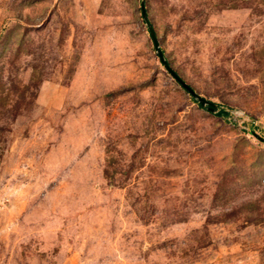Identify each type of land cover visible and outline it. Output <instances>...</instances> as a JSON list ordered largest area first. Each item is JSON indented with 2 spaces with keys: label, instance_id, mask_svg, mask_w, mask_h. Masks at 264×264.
<instances>
[{
  "label": "rangeland",
  "instance_id": "obj_1",
  "mask_svg": "<svg viewBox=\"0 0 264 264\" xmlns=\"http://www.w3.org/2000/svg\"><path fill=\"white\" fill-rule=\"evenodd\" d=\"M260 138L264 0H0V264H264Z\"/></svg>",
  "mask_w": 264,
  "mask_h": 264
},
{
  "label": "water",
  "instance_id": "obj_2",
  "mask_svg": "<svg viewBox=\"0 0 264 264\" xmlns=\"http://www.w3.org/2000/svg\"><path fill=\"white\" fill-rule=\"evenodd\" d=\"M140 9H141V14H142V17H143V20L145 22V25L147 27V30L149 32V35L151 37V40L153 42V46H154V49H155V52L157 53V56L161 62V64L163 65V67L165 68V70L175 79V81H177V83H179V85L189 94L191 95L202 107H204L205 109H207L208 111H211V112H216L217 114H220L219 111H216L215 110V107L216 105L201 97L200 95H198L189 85H187L185 82H183L182 79H180V77L169 67V65L167 64V61L164 59V56H163V53L161 51V49L159 48L158 44H157V41H156V38L154 36V33H153V30H152V27L149 23V21L147 20V17H146V13L144 11V7H143V3L141 2L140 4ZM261 139V138H260ZM262 141H264V139H261Z\"/></svg>",
  "mask_w": 264,
  "mask_h": 264
},
{
  "label": "trees",
  "instance_id": "obj_3",
  "mask_svg": "<svg viewBox=\"0 0 264 264\" xmlns=\"http://www.w3.org/2000/svg\"><path fill=\"white\" fill-rule=\"evenodd\" d=\"M191 100L193 102H195L199 107H202L192 96H191ZM217 107L219 108L220 110V116L221 117H227L230 115V113H228L221 105H217ZM203 108V107H202ZM249 130H252V129H249Z\"/></svg>",
  "mask_w": 264,
  "mask_h": 264
}]
</instances>
